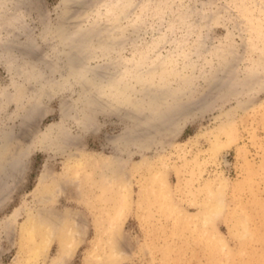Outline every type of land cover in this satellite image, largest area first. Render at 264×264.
<instances>
[{
	"label": "rangeland",
	"instance_id": "374dc122",
	"mask_svg": "<svg viewBox=\"0 0 264 264\" xmlns=\"http://www.w3.org/2000/svg\"><path fill=\"white\" fill-rule=\"evenodd\" d=\"M0 264H264V0H0Z\"/></svg>",
	"mask_w": 264,
	"mask_h": 264
},
{
	"label": "bare ground",
	"instance_id": "6f19581e",
	"mask_svg": "<svg viewBox=\"0 0 264 264\" xmlns=\"http://www.w3.org/2000/svg\"><path fill=\"white\" fill-rule=\"evenodd\" d=\"M69 11V10H68ZM74 20V19H73ZM72 22V21H71ZM18 23V22H17ZM80 24V23H79ZM28 25V24H27ZM17 26V25H16ZM70 26V25H69ZM72 26H74V25H72ZM77 26H79V25H77ZM80 27V29H82V28H84V27H81V26H79ZM78 27V28H79ZM89 27V26H88ZM96 27V26H95ZM26 28V27H25ZM61 28V27H60ZM109 28V27H108ZM68 29V28H67ZM73 29H74V27H73ZM75 29H76V27H75ZM88 29V28H87ZM91 29V28H90ZM104 29V31H105V28H103ZM107 29V28H106ZM26 30V29H25ZM72 29H68V32H67V30H63V31H61L60 32V36H62V38L60 39L62 42L64 41V43L66 44L65 46H69V43H68V37L67 36H65V34H66V32H67V34L71 31ZM89 30V29H88ZM92 30H94V28L92 27ZM102 30V29H101ZM99 31L98 29H97V31H96V33L97 34H99L100 32H102V31ZM108 30H110V29H108ZM107 30V31H108ZM29 31V30H28ZM80 31V30H79ZM73 32V31H72ZM78 32V31H77ZM84 32L86 33L87 31H86V29L84 30ZM92 32V31H91ZM99 32V33H98ZM74 33V32H73ZM96 33H95V35H96ZM64 34V35H63ZM84 34V33H83ZM93 35H94V32L92 33ZM102 34V33H101ZM69 35V34H68ZM73 35V34H72ZM75 35V34H74ZM80 35V34H79ZM87 35H89L88 33H87ZM93 35H91L92 37V39H94V37H93ZM103 35V34H102ZM66 37V38H68V39H63V37ZM80 36H82V35H80ZM97 36V35H96ZM100 37H101V35H99ZM71 37V36H70ZM84 37H86L87 38V36L84 34L83 35V38ZM98 37V36H97ZM96 37V38H97ZM73 38V37H72ZM72 38H70L71 39V41H69L70 43L71 42H73L72 40H74V39H72ZM99 38V37H98ZM103 38H104V36H103ZM56 38H54V40H55ZM81 39H82V37H81ZM90 39V38H89ZM89 39H88V41H89ZM107 39H109V38H107ZM113 39V38H112ZM77 40V39H76ZM83 40V39H82ZM110 40V39H109ZM95 41V40H94ZM97 42V41H96ZM103 42V41H102ZM101 42V43H102ZM105 42V41H104ZM108 42V41H107ZM112 43V42H111ZM86 44V43H85ZM88 44V43H87ZM104 44H106V43H104ZM110 44V43H109ZM28 45V44H27ZM60 45H62V44H60ZM59 45V46H60ZM77 45H79V44H76V46ZM64 46V45H63ZM96 46V45H95ZM28 47V46H27ZM74 47V46H73ZM83 47H84V45H83ZM82 46H81V49L82 50H84V48H83ZM63 48V47H62ZM69 48H71V46H69ZM79 48V47H78ZM77 48V49H78ZM87 48V47H86ZM37 49V48H36ZM66 49H67V47H66ZM32 50V49H31ZM57 50V49H56ZM33 51V50H32ZM83 52V51H82ZM32 53V52H31ZM79 54V53H78ZM83 54V53H82ZM87 54V53H86ZM24 55V54H23ZM64 55V54H63ZM70 55V54H69ZM75 55V53L73 54V56ZM90 55V53L87 55L88 57H90L89 56ZM76 57H77V55H76ZM28 58H30V57H28ZM65 58V57H64ZM74 58H75V56H74ZM86 58V57H85ZM82 59V58H81ZM81 59H79V60H81ZM37 60V59H36ZM62 61V60H61ZM78 61V60H77ZM88 61V59L86 60V62ZM33 62H35V61H33ZM37 62H39V61H37ZM83 62H85V60H83ZM86 62L84 63V64H86ZM28 63V62H27ZM30 63H31V61H30ZM67 63V62H66ZM72 63V62H71ZM33 64V63H32ZM36 64H38V63H36ZM51 64V63H50ZM73 64L75 65L76 63H74V60H73ZM78 64V63H77ZM82 64V63H81ZM83 64V65H84ZM27 65V64H26ZM39 65V64H38ZM44 65V64H43ZM73 65V66H74ZM83 65H82V68H83ZM33 67L35 66V65H32ZM41 66V65H40ZM53 66V65H52ZM51 66V67H52ZM72 66V65H71ZM72 66V67H73ZM79 66V65H78ZM86 66V65H85ZM109 66V65H108ZM43 67V66H42ZM49 67V66H48ZM90 67V66H89ZM101 67V66H100ZM103 67V66H102ZM111 67V66H110ZM113 67V66H112ZM39 68V67H38ZM66 68V67H65ZM67 68H69V66L67 67ZM74 68V67H73ZM76 68V67H75ZM79 68V67H78ZM85 68V67H84ZM126 68V67H125ZM28 69V68H27ZM70 69V68H69ZM81 69V68H80ZM91 69V68H90ZM112 69H114V68H112ZM111 69V70H112ZM33 70H34V68H33ZM39 70V69H38ZM41 70V72H42V69H40ZM88 70V69H87ZM92 70V69H91ZM94 70V69H93ZM92 70V71H93ZM120 70V69H119ZM68 71V70H67ZM70 71V70H69ZM81 71V70H80ZM86 71V70H85ZM25 72V71H24ZM27 72V71H26ZM39 72V71H38ZM136 72V71H135ZM26 74V73H25ZM38 74V73H37ZM39 74H42V73H39ZM79 74H80V72H79ZM90 74V73H89ZM118 74H120V73H118ZM29 75V74H28ZM35 75V74H34ZM70 75H72V74H70ZM86 76V75H85ZM102 77V75H100V74H95V70H94V74L92 73V77L96 80L97 79V81H99V77ZM104 76H106V75H104ZM74 77V76H73ZM91 77V76H90ZM91 77V78H92ZM92 78V79H93ZM108 78V77H107ZM113 78V77H112ZM119 78V77H118ZM101 79V78H100ZM89 80V79H88ZM107 80V79H106ZM113 80V79H112ZM43 81V80H42ZM85 82H87V80L85 81ZM84 82V83H85ZM89 82V81H88ZM100 82V81H99ZM98 83V82H97ZM120 83V82H119ZM145 83V82H144ZM87 84V83H86ZM85 84V85H86ZM89 84V83H88ZM87 84V85H88ZM92 83H90V85H91ZM111 84V83H110ZM115 84V83H114ZM146 84V83H145ZM98 85V84H97ZM101 85V84H100ZM109 85V84H108ZM93 86V85H92ZM99 86V85H98ZM120 87V86H119ZM91 88V87H90ZM95 88V87H94ZM106 88H107V86H106ZM114 88V87H113ZM116 88V87H115ZM160 88V87H159ZM108 90H109V88H108ZM119 90H120V88H119ZM99 91H100V89H99ZM157 91V90H156ZM102 92V91H101ZM105 92H107V91H105ZM104 92V93H105ZM116 91H114L113 93H115ZM120 92V91H119ZM98 93V92H97ZM96 93V94H97ZM91 94H93V93H91ZM102 94V93H101ZM99 95V94H98ZM157 95H158V92H157ZM92 96H94V95H92ZM104 96H106V95H104ZM112 96V95H111ZM114 96V95H113ZM139 96H140V94H139ZM161 96H162V94H161ZM95 97H97V95L95 96ZM95 97H93L94 98V100H95ZM107 97V96H106ZM147 97V96H146ZM157 97H159V96H157ZM168 97V96H167ZM97 98H99V99H97V101L99 100V102H102V101H100V98H103V97H97ZM111 98V97H110ZM144 98V97H143ZM160 98V97H159ZM127 99V98H126ZM138 99V98H137ZM101 100H103V99H101ZM116 100V99H115ZM148 100V99H147ZM152 100V99H151ZM153 100H155V99H153ZM142 101V100H141ZM123 102H124V100H123ZM122 102V103H123ZM133 102H136V101H133ZM139 102V101H138ZM104 103H107V102H104L103 101V104ZM118 103V102H117ZM116 103V104H117ZM132 104V103H131ZM137 104V103H136ZM155 104V103H154ZM158 104H159V102H158ZM134 105V104H133ZM155 105H157V104H155ZM109 106V105H108ZM121 106H123V105H121ZM111 107V106H110ZM112 107H113V105H112ZM120 107V106H119ZM132 107V106H131ZM114 108V107H113ZM129 108V107H128ZM120 109V108H119ZM140 109V108H139ZM154 109V108H153ZM159 109V108H158ZM152 110V109H151ZM133 111V110H132ZM154 111V110H153ZM134 112V111H133ZM159 113H161L162 114V112H159ZM152 115V114H151ZM159 116V115H158ZM153 117H154V115H153ZM156 117H157V115H156ZM142 133V132H141ZM122 137V136H121ZM127 137H129L128 135H127ZM109 159H107V158H102L101 159V161H100V165H99V168H101V169H103V170H105V175H106V177H105V179H104V182H103V185L101 186V189H102V197H103V200H108V201H110V200H114V203H113V205H114V208L115 209H113L112 210V207L113 206H110V204H103L104 205V207H105V213L106 214H108L107 215V217H105L104 219H108V222H107V224L106 223H100L99 225H98V227H99V231H98V234H97V236H96V240H95V242H94V245H93V249H92V251L90 252V254L92 255V256H96V258H99V257H103V258H105L106 260H108V261H111V262H117L118 260H120V257H121V253L119 252V251H117V248H115V244H113V237L115 236V234L116 233H118V231H120L119 229H120V221H118L117 219H118V217L122 214V206H121V204L120 205H118V204H116V202H118L119 201V199L121 198V197H119L120 195H123V192H122V188H123V184H122V182L121 181H119V182H117L115 179V177L114 176H111L110 175V177H107L109 174H107V169L109 168ZM111 166V165H110ZM108 167V168H107ZM111 167H113V166H111ZM166 167V166H165ZM98 168V167H97ZM164 171V170H163ZM153 172V171H152ZM163 173V172H162ZM165 174V173H164ZM117 175V174H116ZM149 175H150V173H149ZM160 175V176H159ZM158 176L156 175V177L157 178H153V183H154V181L156 182V185L158 184L159 186H157V187H159L160 189H157V190H154V189H152V191L154 192V194H155V196H159L160 194H162V185L164 184L165 185V183L167 184V182L165 181V183H164V179H165V177H163V174L161 175V174H159ZM118 176V175H117ZM121 177V176H120ZM147 179V178H146ZM122 180V179H121ZM219 181V180H218ZM147 182V181H146ZM148 183V182H147ZM208 183H209V180H208ZM223 183V182H222ZM217 184V183H216ZM156 185H154V187L156 186ZM163 185V186H164ZM169 185V184H168ZM204 185H205V183H204ZM210 185H211V183H210ZM215 185V184H214ZM224 184H222V186H223ZM153 187V188H154ZM165 187V186H164ZM148 188V187H147ZM214 188V187H213ZM216 188V187H215ZM204 190V189H203ZM207 190V189H206ZM205 190V191H206ZM149 191V190H148ZM169 191H170V189H169ZM168 191V192H169ZM141 192V191H140ZM150 192V191H149ZM217 192V191H216ZM215 192V190L213 191V190H211L209 193H210V196H209V198H208V202L206 201V206L204 207V209H203V211H202V213H201V215H202V218L201 219H203V222H205V223H209V222H211V221H213V219H214V215L215 214H219V212L221 211V207H222V209H223V206L221 205L222 203H224L223 202V200H222V203H220V201H219V199H218V195H217V193ZM121 193V194H120ZM144 193V192H143ZM206 193V192H205ZM165 194V193H164ZM141 195H144V194H141ZM168 195V194H167ZM171 195V193L168 195V196H170ZM124 196V195H123ZM153 196V195H152ZM142 197V196H141ZM150 197V196H149ZM161 197H163V196H161ZM160 197V198H161ZM166 197V196H165ZM146 198V197H145ZM220 198H221V195H220ZM143 199V198H142ZM141 199V200H142ZM147 199V198H146ZM145 199V200H146ZM168 199H170L171 200V198H168ZM167 199V200H168ZM173 199V198H172ZM202 199V198H201ZM223 199V198H222ZM102 200V201H103ZM140 200V201H141ZM164 200V199H163ZM206 200V199H205ZM108 201H107V203H108ZM152 201V200H151ZM150 201V202H151ZM145 202V201H144ZM154 202V201H153ZM157 202L159 203V201L157 200ZM164 202V201H163ZM173 202V201H172ZM165 203H167L166 201H165ZM169 204H171V201L169 202ZM175 204V203H174ZM200 204V203H199ZM103 205H102V207H103ZM112 205V204H111ZM141 205H143V203H141ZM163 206H164V204H163ZM169 206V205H168ZM103 207V208H104ZM164 207H166V205L164 206ZM124 208V207H123ZM169 208V207H168ZM173 208V207H172ZM203 208V207H202ZM125 209V208H124ZM174 209V208H173ZM200 209V208H199ZM164 210V209H163ZM180 211V210H179ZM175 212L177 213L178 211H176L175 210ZM181 212V211H180ZM179 213V212H178ZM102 214H103V212H102ZM179 214H181V213H179ZM183 214V213H182ZM222 214V213H221ZM184 215V214H183ZM41 216V215H40ZM39 216V217H40ZM43 216V215H42ZM42 216H41V218H42ZM70 216V215H69ZM65 216H63V218H64ZM67 217V216H66ZM103 217V216H102ZM47 218V217H46ZM181 219H182V215H181V217H180ZM192 218V217H191ZM39 220H40V218H38ZM43 219V218H42ZM48 219H50V218H48ZM198 219V218H197ZM200 219V220H201ZM52 220V219H51ZM54 220H56V219H54L53 218V220H52V222H54ZM32 221H34V219L32 220ZM50 221V220H49ZM48 221V222H49ZM67 221H68V217H67ZM70 221V220H69ZM76 221H78V220H76ZM194 221V220H193ZM192 221V222H193ZM239 221V220H238ZM38 221H36L35 223L34 222H31V221H27L26 222V224H25V226L24 227H26L27 228V231H28V235L30 236L29 238L30 239H33L34 241H35V239H34V235H35V232H36V229H37V225H36V223H37ZM43 222H45V221H43L42 220V222H40V223H43ZM71 222H72V220H71ZM99 222V221H98ZM105 222V221H104ZM191 222V223H192ZM198 222V221H197ZM62 223V222H61ZM67 223V222H66ZM97 223V222H96ZM55 224H57L58 225V223H55ZM59 224H60V222H59ZM212 224V223H211ZM213 225V224H212ZM67 226V225H66ZM207 226V225H206ZM40 227V226H39ZM57 227V226H56ZM70 226L68 225V228H69ZM205 227V226H204ZM210 227V226H209ZM64 228H66V227H64ZM211 229L210 230H212L213 228L212 227H210ZM239 228V227H238ZM56 229V228H55ZM61 229H62V227H61ZM72 229V228H71ZM74 229V228H73ZM72 229V230H73ZM76 230V229H75ZM210 230H209V232H210ZM216 230V229H215ZM208 231V230H207ZM249 231V230H248ZM211 233V232H210ZM56 234V233H55ZM27 235V234H26ZM201 235V234H200ZM71 237H73L72 235H70ZM60 244H61V247H62V249H64L66 246H70V244H72V241L71 240H69V237L68 236H66V235H64V236H62L60 239ZM71 241V242H70ZM67 248V247H66ZM95 258V257H94ZM101 259V258H100ZM263 259V258H262Z\"/></svg>",
	"mask_w": 264,
	"mask_h": 264
}]
</instances>
